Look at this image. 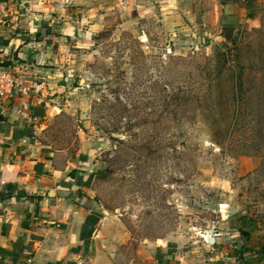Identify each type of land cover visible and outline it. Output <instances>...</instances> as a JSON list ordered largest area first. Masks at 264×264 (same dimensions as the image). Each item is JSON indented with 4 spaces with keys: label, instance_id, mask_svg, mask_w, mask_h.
Masks as SVG:
<instances>
[{
    "label": "rangeland",
    "instance_id": "obj_1",
    "mask_svg": "<svg viewBox=\"0 0 264 264\" xmlns=\"http://www.w3.org/2000/svg\"><path fill=\"white\" fill-rule=\"evenodd\" d=\"M59 1L80 36L48 48L70 76L54 80L57 114L31 132L61 151L56 166L88 159L96 171L103 219L83 264H159L157 245L186 248L213 232L218 204L261 200L264 0H237L258 25L235 23L232 47L214 40V13L213 25L188 21L177 34L162 23L161 0ZM239 73L241 93L232 91ZM223 89L227 105L217 101Z\"/></svg>",
    "mask_w": 264,
    "mask_h": 264
},
{
    "label": "crops",
    "instance_id": "obj_2",
    "mask_svg": "<svg viewBox=\"0 0 264 264\" xmlns=\"http://www.w3.org/2000/svg\"><path fill=\"white\" fill-rule=\"evenodd\" d=\"M159 10L165 28H176L177 34L187 29L188 21L213 25L208 21L213 13L217 31L235 23L258 25L257 17L249 16L237 0H161ZM197 14L201 16L193 18ZM37 32L41 34L35 39ZM76 35L80 31L73 10L61 8L59 0H0V70L16 83L0 99V187L10 184L24 193L0 199V264H83L102 224L93 202L96 171L88 159L65 158L56 166L54 156L61 151L38 146L31 132L47 115L57 114L50 104L57 103L53 92L62 89L54 80L70 76L69 68L56 71L60 57L48 48ZM34 110L42 115L41 122ZM236 204L234 217L219 216L213 232L196 235L190 247L157 245V263L264 264V196L257 203ZM210 236L212 245L205 242Z\"/></svg>",
    "mask_w": 264,
    "mask_h": 264
},
{
    "label": "trees",
    "instance_id": "obj_3",
    "mask_svg": "<svg viewBox=\"0 0 264 264\" xmlns=\"http://www.w3.org/2000/svg\"><path fill=\"white\" fill-rule=\"evenodd\" d=\"M44 30H45V33H47V31H46V29L44 28ZM40 32H37V33H35L34 34V38L35 39H38L39 38V36H40ZM234 79H236V84L234 83H232L233 85V88H232V91H233V89H235V87H237V90H238V92H240L241 93V89H242V85H243V81H242V75L239 73V75H237V77H235ZM213 80V79H212ZM214 81V80H213ZM225 81H227V80H224V79H218V80H216V81H214L213 82V84H216V85H214V86H216L217 87V85L218 86H221V85H224V83H226ZM229 81V80H228ZM208 83H212L210 80H209V82ZM208 87V89H211L213 86H211V85H208L207 86ZM226 91H224V89L223 90H221V92H220V99L219 100H217V101H219V102H221V103H225V105H227L228 104V97H227V93H225ZM232 94V93H231ZM208 95V93H204V95L203 96H207ZM228 98V99H227ZM234 99H236V97L234 98ZM230 100V99H229ZM230 102V101H229ZM33 114H34V116H35V118L37 119V121L38 122H41L42 121V115H40L39 114V111H37V110H34L33 111ZM0 120L1 121H3L4 119H2L1 117H0ZM0 191L2 192V194L0 195V199H2V200H5V199H7V198H11L13 195H15V198L16 197H19V196H23V194L24 193H20V192H18L17 191V188L14 186V185H10V184H8V185H5V186H2V187H0Z\"/></svg>",
    "mask_w": 264,
    "mask_h": 264
},
{
    "label": "water",
    "instance_id": "obj_4",
    "mask_svg": "<svg viewBox=\"0 0 264 264\" xmlns=\"http://www.w3.org/2000/svg\"><path fill=\"white\" fill-rule=\"evenodd\" d=\"M235 34V27L221 26L214 36V40L223 42L227 47H232L234 45ZM237 212L238 208L236 203L231 202L226 205L225 209H223V216L228 219L236 215ZM205 242L208 245H212L214 243V239L210 236L205 239Z\"/></svg>",
    "mask_w": 264,
    "mask_h": 264
},
{
    "label": "built area",
    "instance_id": "obj_5",
    "mask_svg": "<svg viewBox=\"0 0 264 264\" xmlns=\"http://www.w3.org/2000/svg\"><path fill=\"white\" fill-rule=\"evenodd\" d=\"M15 86L16 83L12 76L8 72L0 70V99L9 96Z\"/></svg>",
    "mask_w": 264,
    "mask_h": 264
},
{
    "label": "bare ground",
    "instance_id": "obj_6",
    "mask_svg": "<svg viewBox=\"0 0 264 264\" xmlns=\"http://www.w3.org/2000/svg\"><path fill=\"white\" fill-rule=\"evenodd\" d=\"M225 207H226L225 205L221 207L222 208V212H223V209H225Z\"/></svg>",
    "mask_w": 264,
    "mask_h": 264
}]
</instances>
